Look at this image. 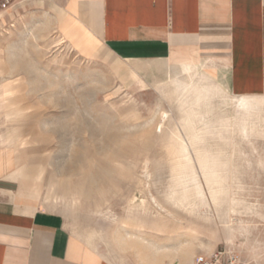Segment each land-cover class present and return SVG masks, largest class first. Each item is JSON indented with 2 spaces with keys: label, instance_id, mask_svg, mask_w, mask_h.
Listing matches in <instances>:
<instances>
[{
  "label": "rangeland",
  "instance_id": "374dc122",
  "mask_svg": "<svg viewBox=\"0 0 264 264\" xmlns=\"http://www.w3.org/2000/svg\"><path fill=\"white\" fill-rule=\"evenodd\" d=\"M27 14L0 11V145L43 167L71 233L113 264L222 248L264 264V107L238 109L209 67L156 83L99 41L76 47L68 17L58 33Z\"/></svg>",
  "mask_w": 264,
  "mask_h": 264
},
{
  "label": "crops",
  "instance_id": "0c3cea01",
  "mask_svg": "<svg viewBox=\"0 0 264 264\" xmlns=\"http://www.w3.org/2000/svg\"><path fill=\"white\" fill-rule=\"evenodd\" d=\"M16 8L37 21L45 18L57 31L68 17L76 47L92 50L99 41L114 59L139 62L132 63V73L158 74L156 83L200 65L238 96L236 104L264 100V0L0 1L3 13ZM35 171L29 150L0 145V264H113L81 243L47 205Z\"/></svg>",
  "mask_w": 264,
  "mask_h": 264
},
{
  "label": "bare ground",
  "instance_id": "6f19581e",
  "mask_svg": "<svg viewBox=\"0 0 264 264\" xmlns=\"http://www.w3.org/2000/svg\"><path fill=\"white\" fill-rule=\"evenodd\" d=\"M82 30V29H81ZM83 31V30H82ZM68 33V32H67ZM70 34V33H69ZM74 37V36H73ZM72 39H74V38H72ZM71 39V40H72ZM237 108L238 109H240V110H243V111H246V112H250V111H255V110H258V109H260V108H263L264 107V100H250V99H240V100H238V102H237ZM43 167H37L36 168V174H35V176H40L41 174H43ZM52 183V182H51ZM53 184V183H52ZM54 185L55 184H53V185H51L50 184V190H52V191H54V188H56V186L54 187ZM53 193V192H52ZM55 193V192H54ZM53 193V194H54ZM53 194H52V196H53ZM51 195V194H50ZM55 195H56V193H55ZM51 196V197H52ZM51 197H50V199H51ZM53 197H55V196H53ZM56 197H58V196H56ZM55 199H57V198H55ZM119 239V238H118ZM129 239V238H128ZM135 240V239H134ZM118 243H119V241H118ZM136 244H137V241H136ZM171 246V245H170ZM185 246H187V245H185ZM203 247V246H202ZM209 248V247H208ZM141 249H143L142 247H141ZM140 248H139V252L141 253V252H143L142 250H141ZM158 250L159 249H163L164 251H167L168 249H164V248H157ZM138 250V249H137ZM144 250V252H145V249H143ZM204 250H206L207 251V249L206 248H204ZM145 253H147V252H145ZM191 254H192V251L190 250V249H186V250H183L181 253H180V256H181V263L180 264H189L190 263V257H191ZM139 255H141V254H139ZM143 255V254H142ZM149 255V254H148ZM142 257V256H141ZM146 258H147V256H145ZM143 258V260H144V257H142ZM150 258H151V256H150ZM149 258V260H150V262H151V259ZM142 260V259H141ZM142 260V261H143ZM178 260V259H177ZM145 262H147L146 260H145ZM149 262V261H148ZM147 262V263H148ZM158 261H156V260H152V263L153 264H158L157 263ZM149 264V263H148ZM177 264H179V263H177Z\"/></svg>",
  "mask_w": 264,
  "mask_h": 264
},
{
  "label": "built area",
  "instance_id": "2783aa9c",
  "mask_svg": "<svg viewBox=\"0 0 264 264\" xmlns=\"http://www.w3.org/2000/svg\"><path fill=\"white\" fill-rule=\"evenodd\" d=\"M4 5L9 6L13 0H0ZM193 264H248L244 263L239 255L226 248L216 250L208 255H197Z\"/></svg>",
  "mask_w": 264,
  "mask_h": 264
}]
</instances>
